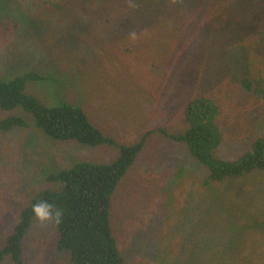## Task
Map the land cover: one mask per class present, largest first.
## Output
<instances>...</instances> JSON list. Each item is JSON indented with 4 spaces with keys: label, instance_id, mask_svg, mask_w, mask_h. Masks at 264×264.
<instances>
[{
    "label": "rangeland",
    "instance_id": "374dc122",
    "mask_svg": "<svg viewBox=\"0 0 264 264\" xmlns=\"http://www.w3.org/2000/svg\"><path fill=\"white\" fill-rule=\"evenodd\" d=\"M131 3L0 0V73L24 72L31 60L49 76L32 82L45 103L83 100L104 134L143 142L112 197L125 264H250L256 246L264 259V168L212 186L187 143L168 135L186 129L189 101L205 97L216 109L218 157L237 159L264 136V0ZM21 22L42 26L40 36L26 38ZM35 128L0 129V245L38 191L60 187L51 173L75 159L119 154L112 144L92 147ZM58 234L55 223L35 218L24 264H76L57 247Z\"/></svg>",
    "mask_w": 264,
    "mask_h": 264
},
{
    "label": "trees",
    "instance_id": "16d2710c",
    "mask_svg": "<svg viewBox=\"0 0 264 264\" xmlns=\"http://www.w3.org/2000/svg\"><path fill=\"white\" fill-rule=\"evenodd\" d=\"M220 4L221 10L225 11L223 2ZM229 6L231 7V3ZM26 24L22 23V30L25 27L28 29L24 36L28 38L31 33V39H37L42 26L36 23ZM60 34L49 33L48 38L61 37ZM6 35H9L8 31ZM77 40L79 39L75 41ZM32 62L30 60L35 68L30 66L24 72L0 73V110L7 112L0 118V129L29 128L33 124L40 133L43 131L55 139L76 140L92 147L115 145L119 148V154L108 161L75 159L69 167L51 173L49 179L62 184L58 189L45 188L33 196L22 210L20 220L1 242L0 261L9 259L14 264H24L23 239L35 220L32 207L40 201H47L63 212L61 222L56 224L59 229L57 247L67 251L73 263L125 264L113 227V216L111 217L112 197L143 142L121 143L104 134L89 119L83 100L77 103L65 100L51 105L45 103L34 92L32 82L43 81L49 76L48 73L38 71L36 68L39 67ZM53 78L57 79L54 73ZM212 104L205 97L192 98L185 116L188 123L186 129L181 133L168 135L187 143L189 151L209 171L208 179L212 186L215 182L223 183L230 177L241 176L255 168H264V136L257 137L251 148L237 159H224L212 153L213 148L221 141V133L213 120L216 109ZM28 138L29 142L36 144L34 133L30 132ZM260 225L262 227L263 224ZM235 239L236 235L233 233L226 247H230ZM262 251L258 246L255 247V253L251 254L255 258L248 259L250 264H264Z\"/></svg>",
    "mask_w": 264,
    "mask_h": 264
},
{
    "label": "clouds",
    "instance_id": "9594fccd",
    "mask_svg": "<svg viewBox=\"0 0 264 264\" xmlns=\"http://www.w3.org/2000/svg\"><path fill=\"white\" fill-rule=\"evenodd\" d=\"M129 6H133L131 0H129ZM129 38L131 40L136 39V33L130 32ZM32 212L37 221L41 224H46L48 222H53L59 224L61 222V217L63 212L58 209L54 204L48 203L47 201H40L33 205Z\"/></svg>",
    "mask_w": 264,
    "mask_h": 264
}]
</instances>
